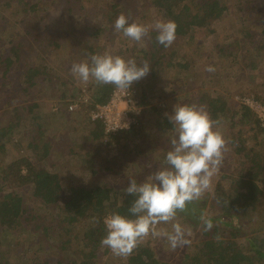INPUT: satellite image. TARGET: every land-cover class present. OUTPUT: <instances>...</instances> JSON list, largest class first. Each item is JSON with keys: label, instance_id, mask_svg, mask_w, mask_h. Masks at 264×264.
Wrapping results in <instances>:
<instances>
[{"label": "trees", "instance_id": "1", "mask_svg": "<svg viewBox=\"0 0 264 264\" xmlns=\"http://www.w3.org/2000/svg\"><path fill=\"white\" fill-rule=\"evenodd\" d=\"M15 1L22 7L13 8ZM74 1H79L78 7H67V14L76 18L77 21H86L87 14L84 12L82 14L84 7L80 4L81 0ZM137 1L116 0L107 7L103 5L102 11L108 27L95 28L83 24L81 35L88 36L91 41L87 37L81 36L84 40L78 38L79 43H72L67 55H62V57L69 60L72 56L78 55H74L73 51H78L79 45H82L84 50L79 52L82 55V58L79 57V59L81 61L88 60L91 55L96 53V45L92 42V38L98 37L107 29L113 30L114 22L120 14L128 16L129 22L141 23L145 17L142 14L143 11L139 12L140 15H137L138 10L134 11ZM238 1L240 9H242L243 2ZM251 1L245 3L249 8L243 11L247 12L257 8ZM27 2L28 0H2L0 9L1 12H11L13 8L12 11L15 15L23 14L29 18L35 12L37 4L30 3L28 5ZM65 2L71 4V0ZM141 3L149 6L148 9L159 15L160 19L172 20L176 23V39L187 37L197 28H206L213 33L215 29L211 27L212 24L219 21L229 7L225 0H141ZM261 25L260 31L246 29L242 31L241 39L235 37L232 43L215 45L217 56L223 58L231 56L241 45L264 50V22ZM53 35H57L55 30H48L45 33L46 45L42 47L44 54L54 51L53 49L59 48L61 45L57 38L49 37ZM156 36L157 32L150 29L148 36L140 42L142 46L137 48L134 55L150 64L149 79L159 78L161 73L162 79H164L166 76L164 71L169 68H177L179 71L187 70V64L191 62V58L179 55L176 47L172 45L165 48L158 44ZM22 48L21 43L12 44L0 54V106H9L8 110L12 113L10 121L0 124V150L4 147V138L13 135L14 130L21 129L25 149L30 151L29 155L12 159L0 167V235H2L0 237V264H13L4 253H8L10 247L18 243L19 236L29 230L36 232L38 238L42 237L40 241L43 242H40L37 248H41L43 243L49 245L51 241L57 242V250L64 255L67 250L71 251L69 247L74 242L75 249L72 253L74 255L57 256L54 261L40 258L37 255L29 258L24 256L26 259L22 258L19 264H96L98 251L106 252L108 250L100 243L106 235L104 217L117 212L134 218L131 216L129 208L135 197L124 193L123 190L128 185L129 179H135L138 183L142 181H138L137 173L133 174L129 170V175L121 176L123 166L126 165L123 162L131 163L133 160H137L138 156L141 166L144 167L140 173L143 175L142 179H145L144 175L148 171L152 174L158 168L165 166L164 159L170 149L169 140L174 135V128L168 120V115H165V107L157 103L163 96L159 92L162 89L157 88L155 92L149 93L147 86L136 87L132 84L131 88H135L137 91L140 112L136 116V124L128 130H120L105 136L102 124L98 121H91L92 129L88 135H90V140L96 143V146L118 145L120 149L116 150L111 159L99 155L96 148L88 149L85 153L88 159L95 158L99 173L107 174V177L97 184H69L64 188L60 174L46 167L49 165L52 168L54 165L49 155L51 140H49V135H46L47 114L37 108V102L30 100V93L35 89L43 90L46 84H50L47 88L53 90V82H56L57 87H63L60 95L63 102L58 99L59 102L68 105L70 102L76 101L74 98L79 95L66 94L70 90L67 81L46 63L44 57L37 55L34 60L22 62ZM17 74L21 75L20 78L22 77L23 80L14 82ZM154 81L152 84L155 83ZM157 81L159 82V80ZM89 87L92 94L90 93L88 99L95 103L106 102L115 88L113 85H97L94 81ZM10 90H15L13 96L9 95L12 93ZM176 90L186 91L183 87L176 88ZM176 90H171V92L177 94ZM81 93L79 91L78 94ZM14 96H17V101H21L20 105H9ZM172 98L177 105L189 104L187 101L180 103L182 99L180 95H175ZM195 98L197 100L195 99L193 104L203 105L214 120H220L222 123L228 119L231 127L241 124V127L236 129V135L239 137L232 142L237 144L235 154H240L243 159L241 164L249 162L250 165L240 169L237 179L230 182L229 190H224L218 185L215 200L221 212L205 217L212 220L213 228L210 231H205L204 224L201 222V237L198 242L175 264H264V231L259 233L257 230H250L249 222L253 219L248 218V221L245 222L249 216L248 213L254 212L258 208L263 210L261 214L264 213V142L259 143L260 140L257 138L262 137L261 140L264 141V126L260 124L256 114L247 105L241 103L239 107L232 108L231 113L234 118L231 119L229 116L230 106L224 99L207 92L196 94ZM256 99L264 101L260 95ZM81 105L86 106L83 102ZM237 113L239 119L235 118ZM254 117L255 119L252 120ZM151 118H153L154 132L145 130ZM251 121L254 123L252 124ZM243 126L246 129H243ZM152 135L157 139L161 137L155 144L162 151L157 153L158 157L152 155L145 159L147 151L144 149L146 145L144 142H147V145L150 144L147 136ZM245 135L251 139H257L255 144L259 145L248 148L249 145L242 138ZM133 138H136V143ZM21 187L31 189V198L49 209L48 219L44 216L41 217L25 204L21 193L22 189H19ZM24 188L23 190H26ZM191 204L187 206V209ZM196 215L198 214L196 213ZM240 215L246 217L244 221L239 219ZM81 223L85 227L82 236L71 234L69 227ZM256 229H259V226ZM3 241L7 242L4 243L6 248L2 249L1 242ZM25 246L26 243L24 248ZM24 248L21 250H25ZM127 264L174 263L158 259L152 247L148 243L142 242L132 254L127 256Z\"/></svg>", "mask_w": 264, "mask_h": 264}, {"label": "rangeland", "instance_id": "2", "mask_svg": "<svg viewBox=\"0 0 264 264\" xmlns=\"http://www.w3.org/2000/svg\"><path fill=\"white\" fill-rule=\"evenodd\" d=\"M65 1L66 0H28V5L30 3L37 4L35 12L31 14L29 18L23 16V14L15 15L13 13V8L22 7V5L16 1L13 2L11 12H1L0 9V54L10 45L21 43V47L23 45L21 53L22 62L31 61V59L34 60V57L37 55L44 57L46 63L53 67L54 71L60 73L67 81L70 90L67 91L66 94L72 93L73 96L79 95L74 98L77 101L81 99L82 96L89 98L92 92V90L88 88H90L89 86L93 81L83 84L70 73L71 65L81 62L79 57L82 55L79 52L84 49L82 45H79L78 51H73L74 55L78 54L76 55L77 57L72 56L69 60L64 59L62 55H67L72 43H79L78 38L84 40L81 36L87 37V39L91 41L88 36L81 35L83 24H88L95 28L108 27L102 8L103 5L107 7L116 0H81L80 4L84 7V9H82V14L83 12L87 14V20L83 22H81V20L77 21L76 18L72 17L70 14L68 15L66 10L69 6L77 8L79 1L76 2L71 0V4ZM240 1L243 2L242 9H240L238 0H225L229 7L221 19L212 24L211 27L215 29L213 33L206 28H197L187 37L179 38L174 41L172 46L176 47L178 54L191 58V62L187 64V70L179 71L177 68L165 69L166 71L164 72L166 73L164 74H166V76H164V79H162V73L160 76L156 75L159 76V78L149 79V71L144 78L134 82V86L144 87L145 85L149 93H153L157 88H161L162 90L159 92L163 96L157 103L165 107V113L167 115H171L174 105H177L172 98L175 95H180L182 97L180 103L187 101L189 104H193L195 103L196 94L202 92L212 93L214 96L220 97L228 103L230 106L229 116H231V119L234 118L231 109H235L241 105V97L250 96L257 98V96L260 95L264 98L263 49L257 50L255 48H248V45V47L241 45L237 51H234L233 55L226 58L217 56L215 52V45L232 43L235 37L241 39L243 30L260 31L262 29L261 23L264 22V0H252L251 3L255 4L257 8L247 12L243 10L249 8L248 4L245 3L250 0ZM1 2L2 0H0V3ZM135 4L134 11L138 10L137 15H140L139 12L143 11L142 14L145 18L142 20V24L150 26L155 20L160 19L159 15L153 10L148 9L149 6L143 5L141 0H138ZM258 21H260V23H258ZM48 30H55L57 32V35L49 37L53 39L57 38L61 45L59 48L53 49L54 51L44 54L42 47L46 45L45 33ZM92 42L96 45V53L94 54L111 53L112 55H119L126 60L135 59L137 65L142 66L141 62L143 61L141 58L134 56L137 48L142 46L141 43L139 44L130 40L125 37L122 32H117L114 29H107L106 32H102L98 37H93ZM209 65L215 68L214 72L209 73L205 70ZM19 73L21 74V72ZM20 76L21 75L17 74L16 79L13 81L18 82L21 81V79L23 80ZM157 80H159V82ZM152 81L155 83L152 84ZM48 85L50 84H46L43 90L35 89L30 93V100L32 102H37V108H40L39 110L47 114L46 135H49V140H51L49 144L51 149L49 155L54 165L52 168H50L49 165L46 167L60 174L64 188L69 184H97L100 180L105 179L107 174L99 173L100 170L95 164V158L89 160L88 156L85 154L86 151L96 148L99 155L111 159L115 155L116 150L118 148L120 149V147L118 145H105V147L96 146V143L92 142L89 138L90 135H88L92 129V122L87 117V107L79 103L78 110L69 111L67 109V104L65 105L59 102L60 99L63 102L60 97L63 87H57V83L53 82L54 89L51 90L47 88ZM181 87H183L184 90L186 89L187 92L176 90V88L180 89ZM171 90H176L177 94H173ZM14 91L15 90H10L12 93H9V95L13 96L15 94ZM79 91L82 93L78 94ZM16 99L17 96H14V99L9 105H20L21 101H17ZM259 102L261 101L259 100ZM262 102L261 104L264 106ZM8 109L9 106H0V124H5L8 120H11L10 115L12 113ZM50 115H52V117H50ZM237 116L239 117L238 113L235 118L239 119ZM254 119L255 117L252 118V120ZM227 120L225 119V122L220 123V129L225 139L228 141L227 151L224 153L220 171L212 178L211 189L207 191L199 201H194L184 212H178L177 220L174 221L190 229L191 235L187 237L190 240V244L172 250L165 238H153L149 236L143 242L148 243V245L152 247L158 259L175 264L182 259L184 253L192 250L193 245L198 242L201 237L202 221L200 217L217 215L221 212L215 200L218 185L224 190H229L230 182L237 179L241 171L240 169L242 167L244 169L250 165L249 162H245L243 165L241 164L243 159L240 154H235L237 144L232 142V140L239 137L236 135V129L241 127V124L231 127L229 120ZM251 123L253 124L254 122L251 121ZM153 125V118H151L145 130L154 132L155 128H153ZM243 129H246L245 126H243ZM20 130L21 129H16L13 131V135H8L4 138V147L0 150V167L12 159L30 154V151L25 149L23 143L24 139L21 136ZM158 134L161 135V133ZM147 138L150 144L147 145V142H144V144H146L144 149L147 151L145 159H148L152 155L158 157L157 153L162 151V149L158 148L155 143H157L156 141L161 137L157 139L156 136L152 135L150 137L147 136ZM242 138L245 143L249 145L248 148L250 146L259 145L255 144L257 139H251V137L249 138L247 135ZM257 138L260 140L259 143L264 142L261 140L262 137ZM133 141L136 143V138H133ZM137 160L135 159L131 163L124 161L123 164L126 163V165L123 166V174H121V176L129 175L130 172L133 174L137 173L138 181L143 182L149 178L151 172L148 171V173L144 175L145 179H142L143 175L140 173L144 167L141 166L139 160ZM154 169H157V167H154ZM128 170L130 172H128ZM23 188L24 187H21L19 189H22L21 193L25 204L41 217L44 216L48 219L49 209L41 206L39 202L31 198V189L26 187L24 188L26 190H23ZM261 212H263V210L258 208L256 211L248 213L249 216L245 222L248 221V218H250V220L253 219L249 222V225H251L250 230H257L259 233L264 231V228H261L264 226V213L261 214ZM196 213L199 216L196 215ZM241 216L244 215H240L239 219L244 221L246 217ZM259 216L260 218H258ZM257 226H259V229H256ZM159 227L166 228L171 232L172 223L161 224ZM69 228L71 234L82 236L85 227L84 224L81 223ZM0 237H2V235H0ZM41 238L42 237L38 238V234L33 230H29V232L24 231L17 239L18 243L12 245L8 253H4V255L7 256L8 260L13 264H19L22 258L26 259L25 257L29 258L34 255L40 256V258H48L52 261H54L57 256L64 257L66 254L74 255L72 254L75 249L73 247L75 245L74 242L70 244L71 246L69 248L71 251L67 250L63 255L62 252L57 250V242L54 243L51 241L49 245L43 243L41 248H37V245L43 242L40 241ZM7 241L1 242L2 249L6 248L4 243ZM25 243L26 246L24 248ZM23 248L25 250H21ZM96 264H127V256H114L109 249L106 250V252L98 251Z\"/></svg>", "mask_w": 264, "mask_h": 264}, {"label": "clouds", "instance_id": "3", "mask_svg": "<svg viewBox=\"0 0 264 264\" xmlns=\"http://www.w3.org/2000/svg\"><path fill=\"white\" fill-rule=\"evenodd\" d=\"M177 25L172 20L157 19L152 25L135 21L120 14L114 22V30L122 32L132 41L140 43L148 36L150 29L157 32L156 41L165 48L176 39ZM137 65L135 59H124L111 53L93 54L88 60L73 63L70 73L81 83L94 81L97 85H113L122 91H129L132 84L144 78L150 71L147 61ZM211 73V65L205 69ZM167 115V114H166ZM168 120L174 128L170 137V149L164 159V167L158 168L148 179L138 183L129 179L124 193L134 196L129 212L134 218L113 212L106 216V235L101 245L114 256L126 257L149 236L165 238L172 250L190 244L189 228L177 220L178 212L199 201L212 187V178L222 166L228 141L220 129V120H214L203 105H174ZM204 230L210 231V218L200 217ZM172 223V230L159 227Z\"/></svg>", "mask_w": 264, "mask_h": 264}, {"label": "built area", "instance_id": "4", "mask_svg": "<svg viewBox=\"0 0 264 264\" xmlns=\"http://www.w3.org/2000/svg\"><path fill=\"white\" fill-rule=\"evenodd\" d=\"M240 99L242 104L253 110L260 120V124L264 126V106L261 102L250 96H243ZM81 102L86 104L88 119L102 124L105 136L120 130L130 129L136 124V116L140 112L139 99L135 88H130L129 91L114 88L110 98L103 103L91 102L88 97L82 96L81 99L68 104L67 109L76 111Z\"/></svg>", "mask_w": 264, "mask_h": 264}]
</instances>
